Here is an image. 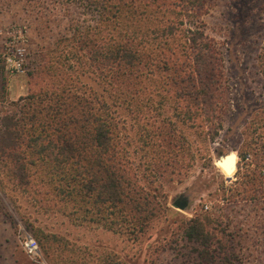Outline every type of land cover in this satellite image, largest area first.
<instances>
[{"label":"rangeland","instance_id":"rangeland-1","mask_svg":"<svg viewBox=\"0 0 264 264\" xmlns=\"http://www.w3.org/2000/svg\"><path fill=\"white\" fill-rule=\"evenodd\" d=\"M139 1L0 0V117L55 79L39 73L54 60L78 72L100 108L102 45L123 26L117 16L135 10L138 18L144 9L140 24L158 27L145 49L153 51L150 80L130 109L119 110L121 154L137 196L150 194L154 216L133 229L126 211L112 216L113 226L94 209L86 219L69 215V202L30 197L0 162V264H264V74L257 59L264 0ZM170 24L169 38L159 29ZM186 28L201 30L210 41L200 42L217 49L207 65L208 106L187 95L186 81L174 83L191 72L180 38ZM191 226L203 229L201 242L185 236ZM26 237L36 242L34 257L23 248Z\"/></svg>","mask_w":264,"mask_h":264},{"label":"trees","instance_id":"trees-1","mask_svg":"<svg viewBox=\"0 0 264 264\" xmlns=\"http://www.w3.org/2000/svg\"><path fill=\"white\" fill-rule=\"evenodd\" d=\"M150 2L140 0L139 4L144 6ZM140 12L138 18L135 10L119 14L117 18L123 21V26L116 35L104 40L102 78L106 89L102 99H98L100 108L93 105L95 97L86 94L78 72L67 73L72 66L67 64L62 69L55 64L58 60H54L43 63L39 73L44 71L55 79L38 92L12 101L10 105L15 108L0 117V162L18 181L23 180L30 197L41 201L47 196H57L58 200L71 204L69 215L79 212L82 219L94 209L107 226H113L114 214L126 211L125 220L130 219L128 223L133 229L144 227L154 216L150 194L137 196L136 182L129 174L128 161L119 146V110L130 109L136 103L138 87L146 88L153 71V51L145 49L153 39L149 34L158 27L140 24L146 11ZM144 19L153 22L150 14H145ZM159 30L170 38L174 26L164 25ZM137 33L141 35L136 43ZM180 38L191 72L179 74L174 83L186 81L190 88L187 95L208 106L212 73L207 65L216 56L217 49L200 42L210 41L201 30L186 28ZM162 59V68L167 69L168 57ZM257 59L258 68L264 74V43ZM177 94L182 96L184 90L180 89ZM205 113L211 117L208 109ZM202 231L199 226H191L185 230V236L201 242Z\"/></svg>","mask_w":264,"mask_h":264},{"label":"built area","instance_id":"built-area-1","mask_svg":"<svg viewBox=\"0 0 264 264\" xmlns=\"http://www.w3.org/2000/svg\"><path fill=\"white\" fill-rule=\"evenodd\" d=\"M23 248L28 256L34 257L37 255V245L34 239L30 237L24 238Z\"/></svg>","mask_w":264,"mask_h":264},{"label":"water","instance_id":"water-1","mask_svg":"<svg viewBox=\"0 0 264 264\" xmlns=\"http://www.w3.org/2000/svg\"><path fill=\"white\" fill-rule=\"evenodd\" d=\"M226 156H231V154L226 155ZM221 157H222V156H221ZM221 157H220V158H221ZM220 158H218L217 161H218ZM217 161H216V162H217ZM235 164H236V163H234V168H235ZM185 204H186V201H185V200L176 201V205H177L178 207H180V208L184 207Z\"/></svg>","mask_w":264,"mask_h":264},{"label":"bare ground","instance_id":"bare-ground-1","mask_svg":"<svg viewBox=\"0 0 264 264\" xmlns=\"http://www.w3.org/2000/svg\"><path fill=\"white\" fill-rule=\"evenodd\" d=\"M224 166V164H222V167Z\"/></svg>","mask_w":264,"mask_h":264}]
</instances>
